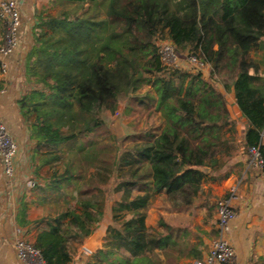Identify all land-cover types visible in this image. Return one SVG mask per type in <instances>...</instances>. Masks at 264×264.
I'll use <instances>...</instances> for the list:
<instances>
[{
  "label": "trees",
  "instance_id": "obj_1",
  "mask_svg": "<svg viewBox=\"0 0 264 264\" xmlns=\"http://www.w3.org/2000/svg\"><path fill=\"white\" fill-rule=\"evenodd\" d=\"M63 1L82 11L41 14V30L26 60L31 87L19 104L37 146L56 148L92 132L103 123V107L115 111L120 93L145 84L155 91L156 108L166 123L158 133L148 130L153 139L136 144L135 153L123 158L121 165L129 170L120 175L116 191L122 197L111 209L126 212L113 214L117 226L107 227L96 264H181L185 256L200 257L198 244L182 239L180 225L161 217V228L148 226L147 209L155 193H164L175 208L194 204L204 180L222 166L219 155L229 147L224 128L230 113L214 76L226 91H234L249 122L246 147L261 142L264 70L252 53L264 50V0ZM161 33L209 63L211 78L166 67L155 42ZM94 149L83 151L90 156ZM52 158L59 156L52 153ZM72 175L69 168L56 170L47 186L62 192V182ZM79 204L58 212L55 223L33 242L47 264H69L70 243L83 241L100 220L98 199H80Z\"/></svg>",
  "mask_w": 264,
  "mask_h": 264
},
{
  "label": "crops",
  "instance_id": "obj_2",
  "mask_svg": "<svg viewBox=\"0 0 264 264\" xmlns=\"http://www.w3.org/2000/svg\"><path fill=\"white\" fill-rule=\"evenodd\" d=\"M41 3L42 0H21L23 23L19 32L20 43L16 51L7 58L10 65L8 74L5 76L0 73V87L3 84L6 88V92L0 98V117L20 146L16 158V179L10 181L3 171H0V264H23L17 256L15 247L17 228L22 229L24 236L34 242L40 231L49 229L55 223L54 218L58 213L53 207L56 198L51 191L53 189L47 186V177L51 175L49 170L54 167L52 153L45 150L44 145L37 146L19 104L21 97L30 91L31 83L27 81L25 67L28 54L35 43V35L41 30L39 16L49 14L45 7L41 8ZM3 31L4 25L0 20V43ZM218 88L227 98L228 91L223 84ZM229 92L241 114L234 91ZM241 116L246 121L247 129L249 122L242 114ZM245 148L246 152L243 151L240 160H236L238 162L235 168L231 170L225 168L219 174H211L204 180L202 190L194 204L175 208L166 199V207L158 208L160 216L168 223L182 227L183 240L198 244L201 250L200 257L185 256L181 264H193L196 259L203 258L209 252L218 234L217 201L225 196L239 179H241L239 195L235 200L237 216L231 223L229 233L236 251L235 264H264V169L255 171L249 168L247 147ZM29 179L36 181L34 187L27 185ZM187 208L197 210L198 221L180 224L178 215ZM151 213L152 209L149 210V217L147 216L146 220L148 226L152 223ZM105 227H97L81 242L70 243L72 260L69 264L98 262L96 252L104 246L107 223ZM184 230L188 233L185 234ZM72 243L74 245L71 246Z\"/></svg>",
  "mask_w": 264,
  "mask_h": 264
},
{
  "label": "rangeland",
  "instance_id": "obj_3",
  "mask_svg": "<svg viewBox=\"0 0 264 264\" xmlns=\"http://www.w3.org/2000/svg\"><path fill=\"white\" fill-rule=\"evenodd\" d=\"M42 3L41 8L45 7V10L53 15L64 10H69L72 15L82 11V8H76L73 3H66L63 0H42ZM167 39H169L167 34L161 33L157 36L155 42L159 46ZM178 50L181 59L177 67L189 72H198V69L188 61L187 57L190 50L181 48H178ZM252 57L255 64L259 66V70L263 71L264 50L252 53ZM251 71H253V68ZM167 72L172 73L173 70ZM202 72L206 78H211L210 67L203 68ZM211 80L217 86H221L219 76H214ZM25 89L28 91L26 85ZM227 93L230 124L224 128V132L225 138L229 139V147L224 150L223 154L219 155L220 161L223 163L222 166L214 172L212 171L211 174H219L225 168L226 170L235 168L236 162H238L236 160H240L243 151L246 152L244 144L246 121L236 109L232 94L229 91ZM155 96L156 93L149 84H145L138 89H132L128 93H120L115 111L112 112L106 107L102 108L100 116L103 123L99 127L90 133H81L75 139L56 148L45 147L48 152L53 151V154L59 156L58 159H54V167L49 170V174L56 170L61 173L68 168L73 171L72 177L62 182L63 192L51 190L56 197L53 202L55 212H61L67 208H78L80 199L95 198L102 203L103 214L100 215L98 221L100 224L98 222L93 224L94 230L97 227H105L106 223L107 227L110 225L117 226L113 214H124L126 212L111 209V206L117 205L122 197V191H116V187L121 182L120 175L127 173L129 170L128 165H121L123 164V158L135 153L132 148L136 144L153 139V137L146 135L148 130L158 133L166 124L164 115L156 108L157 100ZM62 130L68 132L69 128L63 126ZM86 147L95 148L90 156L86 154L88 149L83 151ZM138 186L135 187V192ZM159 207H166V197L165 194L155 193L152 203L147 209V216L149 217V210L152 209L150 222L152 220L153 224L151 223L150 227L156 230L161 228L159 225L161 217ZM178 216L180 224L194 223L199 218L197 210L193 208H187L185 211L180 212ZM72 245L74 244L72 243ZM162 256L166 260L165 255L162 254Z\"/></svg>",
  "mask_w": 264,
  "mask_h": 264
},
{
  "label": "built area",
  "instance_id": "obj_4",
  "mask_svg": "<svg viewBox=\"0 0 264 264\" xmlns=\"http://www.w3.org/2000/svg\"><path fill=\"white\" fill-rule=\"evenodd\" d=\"M21 0H0V20L4 25L2 43H0V73L9 72L8 56L19 46V32L22 26ZM159 54L163 64L168 67H177L181 59L180 52L171 39L159 45ZM188 61L198 72L211 65L205 62L198 54L190 51ZM6 88H0V98ZM19 143L9 130L5 121L0 117V171L5 177L14 181L16 179V158L19 154ZM249 168L255 171L264 169V129L261 133V142L247 147ZM241 179L235 182L229 192L217 201L218 234L213 240L209 252L203 258L196 259L193 264H235L236 251L230 241L229 233L231 223L237 216L235 200L239 195ZM29 187L36 185L35 180L27 181ZM15 247L17 256L23 264H47L41 250L23 234L22 229H16Z\"/></svg>",
  "mask_w": 264,
  "mask_h": 264
},
{
  "label": "water",
  "instance_id": "obj_5",
  "mask_svg": "<svg viewBox=\"0 0 264 264\" xmlns=\"http://www.w3.org/2000/svg\"><path fill=\"white\" fill-rule=\"evenodd\" d=\"M87 249L91 250L90 248H87Z\"/></svg>",
  "mask_w": 264,
  "mask_h": 264
}]
</instances>
